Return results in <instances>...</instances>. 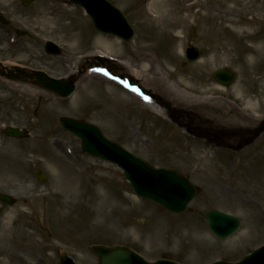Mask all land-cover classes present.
Returning a JSON list of instances; mask_svg holds the SVG:
<instances>
[{"label":"rangeland","instance_id":"obj_1","mask_svg":"<svg viewBox=\"0 0 264 264\" xmlns=\"http://www.w3.org/2000/svg\"><path fill=\"white\" fill-rule=\"evenodd\" d=\"M109 1L135 29L131 42L97 32L84 9L69 0H32L27 7L22 0H0V16L9 21L0 23L1 63L41 70L53 79L79 76L76 93L68 99L28 81L0 78V193L15 198L10 206L0 202V264H58L63 252L76 264H96L94 245L127 246L148 261L242 259L264 244V133L239 147L264 121V67L254 70L236 58L213 59L203 36L211 22L189 18L182 34L160 27L151 0ZM217 1L214 12L219 17L233 14L228 13L232 3ZM247 1L261 18L264 0ZM49 7L64 20L46 23L42 11ZM255 29L264 37V17ZM46 41L59 45L62 54H47ZM188 46L201 51L196 63L186 59ZM91 53L110 59L107 65L117 74H140L141 85L179 112L191 113L187 121L200 132L221 136L222 147L187 134L155 102L114 78L108 67L91 68L97 62L88 58ZM218 69L235 74L226 90L216 88L213 73ZM246 100L255 104L253 112ZM62 117L97 125L107 139L154 167L180 170L199 187V194L183 214L137 198L119 167L82 152L81 140L62 128ZM233 120L241 126L232 125ZM8 126L30 136L7 137ZM97 188L109 191V231L92 226ZM213 207L239 218L241 227L234 236L221 240L209 231L203 212Z\"/></svg>","mask_w":264,"mask_h":264},{"label":"water","instance_id":"obj_2","mask_svg":"<svg viewBox=\"0 0 264 264\" xmlns=\"http://www.w3.org/2000/svg\"><path fill=\"white\" fill-rule=\"evenodd\" d=\"M88 10L96 28L105 33H112L126 41H130L134 36V30L130 26L127 18L119 9L114 7L107 0H72ZM29 2L26 1L25 4ZM48 51L53 54L60 53L57 46L48 44ZM200 51L189 49L187 57L190 61L198 59ZM18 73H22L19 72ZM33 77L32 75H29ZM215 77L226 84L232 81L233 76L225 71H219ZM39 81L58 91L59 93L71 94L74 90L72 82L65 80H53L45 75H38ZM63 126L71 130L82 138V149L96 157L110 160L118 164L125 172V176L140 197L150 199L169 211L183 213L197 193L196 187L191 184L188 178L176 170L154 169L145 161L127 152L120 145L107 140L94 125L85 122H77L73 119L65 118L62 120ZM264 130V126L258 134ZM6 133L15 137L26 136L15 128H8ZM11 203L9 198L2 197ZM209 227L218 237L224 239L233 234L239 228V221L232 216L226 215L216 210L205 212ZM93 253L98 257L97 264H178L168 260H158L148 262L143 257L124 246L107 247L94 246ZM60 264H74L66 254H62ZM212 264H264V246L255 250L252 254L246 255L237 263L215 262Z\"/></svg>","mask_w":264,"mask_h":264},{"label":"bare ground","instance_id":"obj_3","mask_svg":"<svg viewBox=\"0 0 264 264\" xmlns=\"http://www.w3.org/2000/svg\"><path fill=\"white\" fill-rule=\"evenodd\" d=\"M211 2L213 5L206 6L202 0H151L150 10L155 12L153 17L162 29L171 28L182 34L185 33L189 18H193L195 22L199 20L211 22L209 29L205 33L203 32V36L210 44V51L213 59L216 60L221 58L227 60L236 58V60L244 62L245 67L254 70L264 67V37L259 36V31L255 29L257 21H261L264 14H262L261 18H258L255 15L257 7L250 5L247 0H226L223 4L227 2L232 3V9L228 13L232 12L233 14L220 15L219 17L214 12V6L218 4V1L211 0ZM52 9L53 8L49 7L44 8L42 11L46 23H56L57 20H64L65 16L57 18L52 15ZM229 15L233 17H229ZM74 37L75 36H73V38ZM103 45L108 47L105 44ZM95 55H97V53L94 55L91 53L88 55V58H93ZM3 65L4 68L11 71L15 66L10 63H4ZM121 66L126 68L128 64L121 63ZM130 73L133 77H141L140 74L132 70H130ZM72 75L74 74H71L70 77ZM262 83L264 84V80H262ZM218 87L221 88L222 86L217 83V90ZM223 88L226 90L225 87ZM183 94L186 96V92ZM186 98L190 99L189 97ZM245 103L247 108L253 112L255 104L247 100ZM230 123L234 126H241L238 121L234 122L233 120V122ZM50 162L54 161H49V164L53 167L56 166ZM94 193L93 202L96 208L92 226L104 228L107 231L112 230V228L109 227V221H113V219L109 218V213L107 212L109 208V191L107 189L97 188ZM78 203V200L71 202L70 207L74 209Z\"/></svg>","mask_w":264,"mask_h":264}]
</instances>
